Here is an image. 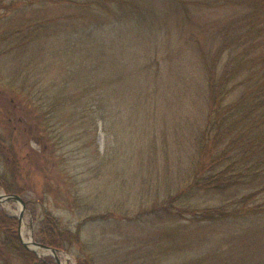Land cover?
<instances>
[{
	"label": "trees",
	"instance_id": "1",
	"mask_svg": "<svg viewBox=\"0 0 264 264\" xmlns=\"http://www.w3.org/2000/svg\"><path fill=\"white\" fill-rule=\"evenodd\" d=\"M39 1L0 0V8L9 11ZM165 2L175 5V22L184 26L190 22H182V16L202 18L205 9L225 6L231 13L208 28L191 21L199 32L189 31L183 50L163 48L157 42L163 36L155 30L133 36L123 53L109 41L118 25L88 30L87 49L57 20L8 28L0 32L8 44L2 53L14 57L7 65L12 70L7 84L34 110L39 131L33 136L45 139L43 148L51 140H63L67 122L78 123L83 135L94 136L93 142L100 128L104 131L106 147L101 153L97 143L102 160L100 156L96 164L102 183L94 195L111 201L114 193L118 207L92 204L84 221L115 217L160 225L187 218L206 226L263 216L264 0ZM141 17H147L143 10ZM141 17L133 25L147 28ZM54 30L68 35L53 40ZM77 37L81 40V34ZM57 64L60 72L51 75ZM133 70L135 78H127ZM19 132L15 126L8 134L0 132V188L24 198L30 186L20 183ZM38 201L44 205L42 196ZM31 210L36 215L37 208ZM82 224L74 228L44 209L34 238L72 253L76 244L85 245ZM0 237L25 264H57L53 256L39 257L24 245L18 219L1 204ZM84 250L86 254L76 255L77 264H105L99 251Z\"/></svg>",
	"mask_w": 264,
	"mask_h": 264
},
{
	"label": "rangeland",
	"instance_id": "2",
	"mask_svg": "<svg viewBox=\"0 0 264 264\" xmlns=\"http://www.w3.org/2000/svg\"><path fill=\"white\" fill-rule=\"evenodd\" d=\"M170 6L165 0H42L33 4H21L9 11L0 8V32L8 28H23L36 20H57L69 29L68 32L73 33L71 39L75 43L82 42L84 49H87L88 30L90 34L91 30L102 31L118 25L115 35L109 41L114 40L116 49L123 53L126 45L133 44V36L137 39L142 37L140 35L154 33L155 30L158 31V36H163L162 39L157 38L163 48L183 50L187 48L184 41L189 31L196 34L199 32L196 26L203 24V27L208 28L212 23L220 24L219 18L231 13L230 7L225 6L205 9L200 11L202 18L197 14L194 17L190 14L182 16V22H190L184 26L177 19V23L175 22V5ZM142 10L147 14L146 19L141 17ZM140 17L147 28L141 23L142 29L133 25L136 19L140 21ZM123 19L129 21L125 23L121 21ZM191 21H195L196 26ZM148 23H153V29L148 28ZM63 33L61 35L65 34ZM78 34H81V40L77 37ZM51 35L53 40L62 37L57 30L54 33L51 31ZM6 45L8 44L0 39V132L8 134L11 126L20 129V183H27L30 187L24 193V199L28 201L24 208L18 201H4L0 204L18 219L22 236L23 233L30 235V232L34 235L44 209H48L74 228L83 222L85 245L82 247L76 244L72 253L59 252L61 264H77L76 255L86 254L84 249L89 252L99 251L101 261L105 264H264V215L244 222L198 225L199 227L187 218L170 220L160 225L116 220L115 217L84 221L86 216H91L89 208L92 204L100 205L104 201L107 210L118 207L117 203H113L118 195L112 193L111 201L106 195H101L100 199L94 195V190L100 188L102 183L99 174L102 169L96 164L106 147L105 133L100 128L97 142H93L94 136L83 135L78 123L67 122L63 140H51L48 147L43 148L45 139L36 141L33 136L39 131L34 110L7 84L12 71L7 69V65L14 57L2 53ZM132 49L131 46L130 50ZM183 56L184 62H188L184 51ZM134 60L132 56L131 61ZM59 72L57 64L51 75ZM130 74L127 78H135L137 70ZM169 76L174 79L171 73ZM126 83L128 81L123 85ZM9 114L12 117L11 123ZM28 139L31 141L26 143ZM97 143L101 153H98ZM101 160L102 156L100 162ZM104 168L107 172L105 165ZM0 193L6 192L0 188ZM40 196L44 205L38 201ZM75 197L77 202L73 201ZM31 206L37 208L36 215L33 214ZM123 210L122 208V212ZM21 211L23 217L20 221ZM34 252L39 257L53 256L50 253L41 255ZM0 264H25L3 245L1 237Z\"/></svg>",
	"mask_w": 264,
	"mask_h": 264
},
{
	"label": "water",
	"instance_id": "3",
	"mask_svg": "<svg viewBox=\"0 0 264 264\" xmlns=\"http://www.w3.org/2000/svg\"><path fill=\"white\" fill-rule=\"evenodd\" d=\"M4 201H18L22 204V208H24L26 206V202H25V199L23 198V196L20 194H17V193H7V192L6 193H0V203H3ZM22 217H23V211H21L20 216H19L20 221H21ZM30 234L32 235V238H33V244L40 246L42 248L51 250L50 254H52L54 256V258L58 264H61L59 252H63V251L57 250L56 248L48 246L46 244L37 242L34 238L33 233L30 232ZM20 236H21L22 242L24 243V245L26 247L30 248L31 250L36 251L33 247H31L29 245V243L27 241H25L23 239L21 231H20Z\"/></svg>",
	"mask_w": 264,
	"mask_h": 264
},
{
	"label": "bare ground",
	"instance_id": "4",
	"mask_svg": "<svg viewBox=\"0 0 264 264\" xmlns=\"http://www.w3.org/2000/svg\"><path fill=\"white\" fill-rule=\"evenodd\" d=\"M20 210H22V209H20ZM23 239L25 241H27L29 243V245L31 247H33L41 255L42 254H48V253L51 252V250H49V249H45V248H42L40 246H37V245L33 244V238H32L31 234L30 235H26V234L23 233ZM62 264H65V263H62Z\"/></svg>",
	"mask_w": 264,
	"mask_h": 264
}]
</instances>
